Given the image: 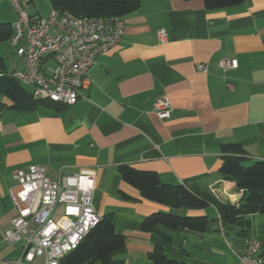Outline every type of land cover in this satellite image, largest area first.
I'll list each match as a JSON object with an SVG mask.
<instances>
[{
	"label": "crops",
	"instance_id": "0c3cea01",
	"mask_svg": "<svg viewBox=\"0 0 264 264\" xmlns=\"http://www.w3.org/2000/svg\"><path fill=\"white\" fill-rule=\"evenodd\" d=\"M122 18V39L98 56L75 104L17 110L0 93V264H17L21 256L22 244L5 240L17 214L9 189L17 170L33 164L52 179L96 169L93 203L101 217L112 214L126 239L115 255L122 264H238L240 228L223 225L214 205L176 208L150 200L123 179L120 167L155 171L164 184H184L221 201L243 196L220 168L229 144L239 146L245 165L264 159V0L220 9H208L205 0H141ZM226 58L238 66L222 68ZM6 67L24 68L25 59L10 56ZM162 95L172 103L169 118L152 110ZM158 211L214 221L203 232L162 224L142 229L144 218ZM249 218L250 233L264 245V213ZM156 249L172 261H154Z\"/></svg>",
	"mask_w": 264,
	"mask_h": 264
},
{
	"label": "built area",
	"instance_id": "2783aa9c",
	"mask_svg": "<svg viewBox=\"0 0 264 264\" xmlns=\"http://www.w3.org/2000/svg\"><path fill=\"white\" fill-rule=\"evenodd\" d=\"M13 4L19 17L12 24L11 43L17 55L25 59V67L7 74L32 84L34 97L75 104L81 89L92 81L90 71L98 56L122 39V16H77L54 7L39 15L23 10L18 0H13ZM159 33L165 36L166 30L161 28ZM221 66L233 68L238 63L226 58ZM197 68L206 70L207 66L198 64ZM172 109L171 100L165 95L152 103V110L160 118H169ZM96 175L92 167L61 173L56 179L37 164L17 170L16 184L9 189L17 214L5 232L7 242L22 244L17 264H27L36 256H45V264H58L64 254L79 246L101 219L93 203ZM239 200L233 203L238 205ZM59 212L67 218L63 223L55 218ZM235 252L238 264H264V245L252 233L243 237Z\"/></svg>",
	"mask_w": 264,
	"mask_h": 264
},
{
	"label": "trees",
	"instance_id": "16d2710c",
	"mask_svg": "<svg viewBox=\"0 0 264 264\" xmlns=\"http://www.w3.org/2000/svg\"><path fill=\"white\" fill-rule=\"evenodd\" d=\"M54 8L66 9L77 16L88 15H120L124 16L141 5V0H49ZM244 0H205L208 9H220L240 3ZM14 29L11 22H0V42L10 40ZM4 57L0 56V93L8 96L12 107L17 110L32 108L41 103L52 101L57 106L64 104L49 98L34 97L13 76L7 74ZM3 73V75H1ZM1 110V107H0ZM224 149L230 154L224 156L220 168L223 178L234 180L238 189H243L244 194L238 205L221 201L208 193L192 190L184 184H164L157 172L151 170H138L129 165L120 167L124 180L140 190L142 195L150 200L168 204L172 207L206 208L214 205L219 213L223 225L236 224L238 233L242 238L250 233L252 222L249 215L264 213V159L245 165L242 157L237 154L239 146L229 144ZM213 218L206 214L180 215L173 212L158 211L144 218L141 228L154 230L159 224L172 228H186L194 232H203L210 228ZM126 239L119 234L114 226L112 214L101 217L99 223L82 240L78 247L68 251L59 260L58 264H122L115 259L116 253L125 248ZM156 262H171L160 249L151 253Z\"/></svg>",
	"mask_w": 264,
	"mask_h": 264
},
{
	"label": "rangeland",
	"instance_id": "374dc122",
	"mask_svg": "<svg viewBox=\"0 0 264 264\" xmlns=\"http://www.w3.org/2000/svg\"><path fill=\"white\" fill-rule=\"evenodd\" d=\"M23 10L30 14H46L51 9L49 0H18ZM19 17L17 8L12 3V0H0V22H14ZM0 56L5 58L6 64L9 65V57L18 58L14 46L11 40L0 42ZM54 64V62H51ZM23 86L27 91L33 90L32 84L23 83ZM2 95L0 94V97ZM57 221L63 223L67 220L60 212L55 215Z\"/></svg>",
	"mask_w": 264,
	"mask_h": 264
}]
</instances>
